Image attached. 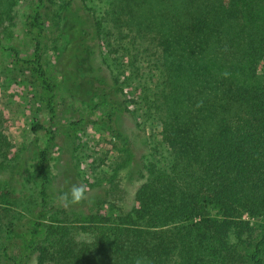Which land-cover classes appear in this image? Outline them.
I'll list each match as a JSON object with an SVG mask.
<instances>
[{
  "label": "trees",
  "instance_id": "obj_1",
  "mask_svg": "<svg viewBox=\"0 0 264 264\" xmlns=\"http://www.w3.org/2000/svg\"><path fill=\"white\" fill-rule=\"evenodd\" d=\"M48 1L35 0L24 19L31 55L7 47L11 63L39 88L50 128L31 124L47 136L37 152L39 208L25 230L28 238L17 221L3 229L0 212V240L21 239L16 254L0 246V264H264V0H180L177 13L170 18L163 12L162 20L150 0H108L103 18L87 0H64L56 17L59 76L45 62ZM14 2L0 0V25L12 21ZM154 28L160 32L148 31ZM114 33L118 42L130 36L126 46L134 52L118 43L114 52L126 54L127 62L108 66L105 75L95 54L101 38ZM142 49L156 53L159 64L160 89L150 95L143 86L141 102L145 119L161 127L167 163L147 165L126 213L113 218L102 212L106 200L100 198L86 224L65 223L55 214L47 221L48 161L62 127L60 94L89 111L68 123L72 131L101 110L129 151L115 118L136 103L124 88L138 89L140 80L132 82L140 76ZM5 142L0 131V168L16 161L7 157ZM11 194L9 187L0 189V205Z\"/></svg>",
  "mask_w": 264,
  "mask_h": 264
},
{
  "label": "rangeland",
  "instance_id": "obj_2",
  "mask_svg": "<svg viewBox=\"0 0 264 264\" xmlns=\"http://www.w3.org/2000/svg\"><path fill=\"white\" fill-rule=\"evenodd\" d=\"M63 1H48L44 13L47 28L45 62L54 76H59L54 70L57 57L55 46L62 42L56 26V17ZM150 1L157 9L156 12L159 11L156 16L158 20L163 19V12L172 18L177 13L175 8H178L180 2V0ZM34 2L35 0H15L12 21L0 25V131L7 141L4 145L7 157L16 158L9 166L0 168V189L9 187L13 194L8 202L0 205V212L3 217V229L7 228L9 223L17 221L21 230L24 228L26 238L30 233L25 230L31 228L40 203L41 179L36 172L37 152L44 147L47 140L45 131H32L31 124L37 120L49 129L50 122L39 88L33 84L27 71L11 63L12 57L7 47L14 46L22 57L31 55L32 44L25 34L24 19ZM107 3L108 0L86 2L87 7L91 8L97 18H103ZM103 26L106 27L105 22ZM148 31L160 32L159 28ZM116 35L114 33L101 38L102 46L95 54L96 64L102 68L105 75L109 73L108 66L114 68L121 59H124L123 65L127 62L126 54L116 53L114 50L118 43L126 46L130 36L118 42ZM146 42L149 41L146 39ZM126 47L130 51L134 50L131 46ZM142 51L143 53L137 57L140 76L132 82V86H136L137 80H140V84H137L138 89L134 91L129 87L124 88L126 97L134 99L136 103L129 111L124 110L115 118L114 128L128 140L129 151H125L124 141L118 138L114 129L107 125L105 119L103 120L104 114L101 110L89 113L90 115L86 117L88 121L72 131L68 123L80 119L89 111L77 100L60 94L58 106L61 110L62 127L56 135L48 161L47 221L55 214L65 223L86 224L87 218L94 213L95 202L100 198L106 200L102 212L113 218L120 213H126L134 205L136 190L146 179L147 165L154 163L161 167L167 163L168 152L160 143L161 127L145 119V110L141 102L144 88H147L150 95L160 89V85L156 83L158 78L159 84L162 80L157 71L159 64L155 65L156 53L150 49ZM259 72L264 76V62ZM124 80L125 76H122L120 82L125 83ZM14 165L15 170L11 169ZM73 188L84 189L83 197L79 201L73 200L71 195ZM58 210L61 213L59 211L56 214ZM20 244L19 238L8 240L2 237L0 240V246L8 247L14 254L19 252ZM33 262V259H29L28 264Z\"/></svg>",
  "mask_w": 264,
  "mask_h": 264
},
{
  "label": "clouds",
  "instance_id": "obj_3",
  "mask_svg": "<svg viewBox=\"0 0 264 264\" xmlns=\"http://www.w3.org/2000/svg\"><path fill=\"white\" fill-rule=\"evenodd\" d=\"M83 193H84V189L83 188H73L72 192H71L73 200L74 201H79L80 199H82Z\"/></svg>",
  "mask_w": 264,
  "mask_h": 264
}]
</instances>
